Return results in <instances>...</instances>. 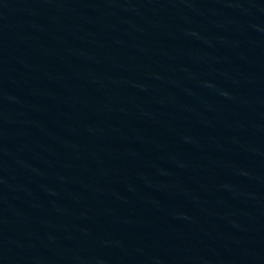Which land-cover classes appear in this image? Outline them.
<instances>
[{
    "label": "water",
    "instance_id": "obj_1",
    "mask_svg": "<svg viewBox=\"0 0 264 264\" xmlns=\"http://www.w3.org/2000/svg\"><path fill=\"white\" fill-rule=\"evenodd\" d=\"M0 264H264V0H0Z\"/></svg>",
    "mask_w": 264,
    "mask_h": 264
}]
</instances>
